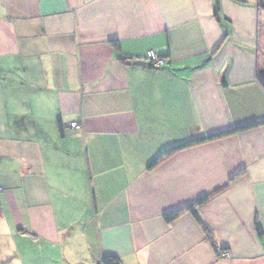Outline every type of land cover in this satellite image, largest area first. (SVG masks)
I'll list each match as a JSON object with an SVG mask.
<instances>
[{"label":"crops","instance_id":"1","mask_svg":"<svg viewBox=\"0 0 264 264\" xmlns=\"http://www.w3.org/2000/svg\"><path fill=\"white\" fill-rule=\"evenodd\" d=\"M244 1L0 0V264H264V126L151 167L264 119Z\"/></svg>","mask_w":264,"mask_h":264},{"label":"trees","instance_id":"2","mask_svg":"<svg viewBox=\"0 0 264 264\" xmlns=\"http://www.w3.org/2000/svg\"><path fill=\"white\" fill-rule=\"evenodd\" d=\"M233 1H235L236 3H239V4H246V2L244 0H233ZM257 8H258L260 13H264V0H258ZM216 11L219 14L220 5H219L218 1L216 2ZM159 58H161V57H159ZM161 59L164 60L163 58H161ZM124 61L126 62V59H124ZM147 65L150 66L151 68H155L152 65H149V64H147ZM257 77H258V81L260 82V84L264 88V71H259ZM261 126H264V119L260 120V121H257V122H253V123L247 124V125H243V126L235 128V129L228 130V131L216 134V135L208 136V137H205V138H200V139H197V140H193V141H190V142H187V143L172 147V148L166 150L165 152H163L161 154V156L152 164L151 167L157 166L158 164H160L161 162H163L167 158L171 157L175 153H177L179 151H182L184 149H187V148H190V147H193V146H196V145L204 144V143H207V142H211V141H214V140L230 137V136H233V135H236V134L245 132L247 130H251V129L257 128V127H261ZM215 194L216 193L208 195V196H205V197L199 199L196 203H194V204H192V205H190V206H188V207H186L184 209H181V210L166 214L164 216V219L166 220L167 223H172L178 217H180L182 214H184L186 212H189V213H192L200 221V219L198 217L197 209L200 206H203L204 204L208 203ZM257 227H258V229H259V231L261 233L259 223L257 224ZM205 231H207L206 228H205ZM101 264H120V262H119L118 258H115V257H112V256H107V257L103 258Z\"/></svg>","mask_w":264,"mask_h":264},{"label":"built area","instance_id":"3","mask_svg":"<svg viewBox=\"0 0 264 264\" xmlns=\"http://www.w3.org/2000/svg\"><path fill=\"white\" fill-rule=\"evenodd\" d=\"M146 64L152 65L155 68H160L164 65V60L159 58L156 54L153 52H149L146 59H145ZM72 128L75 129L77 128V124H73ZM225 258H230L232 255L229 252L224 253L223 255Z\"/></svg>","mask_w":264,"mask_h":264}]
</instances>
